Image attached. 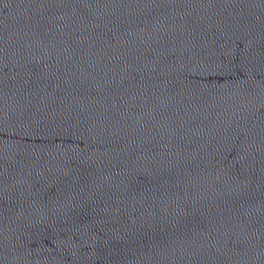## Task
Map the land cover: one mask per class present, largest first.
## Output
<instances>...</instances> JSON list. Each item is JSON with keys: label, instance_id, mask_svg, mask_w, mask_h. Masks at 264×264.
<instances>
[{"label": "water", "instance_id": "95a60500", "mask_svg": "<svg viewBox=\"0 0 264 264\" xmlns=\"http://www.w3.org/2000/svg\"><path fill=\"white\" fill-rule=\"evenodd\" d=\"M0 264H264V0H0Z\"/></svg>", "mask_w": 264, "mask_h": 264}]
</instances>
